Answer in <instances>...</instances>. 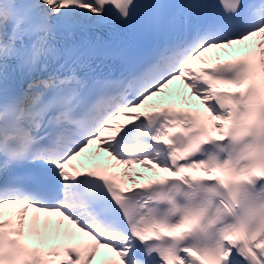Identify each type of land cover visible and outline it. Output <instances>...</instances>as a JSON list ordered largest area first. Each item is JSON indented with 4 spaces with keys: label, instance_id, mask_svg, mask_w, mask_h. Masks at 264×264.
Listing matches in <instances>:
<instances>
[{
    "label": "snow or ice",
    "instance_id": "6c2138e0",
    "mask_svg": "<svg viewBox=\"0 0 264 264\" xmlns=\"http://www.w3.org/2000/svg\"><path fill=\"white\" fill-rule=\"evenodd\" d=\"M0 264H264V0H0Z\"/></svg>",
    "mask_w": 264,
    "mask_h": 264
},
{
    "label": "bare ground",
    "instance_id": "6f19581e",
    "mask_svg": "<svg viewBox=\"0 0 264 264\" xmlns=\"http://www.w3.org/2000/svg\"><path fill=\"white\" fill-rule=\"evenodd\" d=\"M211 55H212V56H215V55H217V54L211 53ZM192 99H195V98H192ZM91 158H103V157H102V156L97 157V156H95V154H89V155H88V159H91ZM141 171H145V170L141 169ZM146 174H147V175H151L150 173H146Z\"/></svg>",
    "mask_w": 264,
    "mask_h": 264
}]
</instances>
